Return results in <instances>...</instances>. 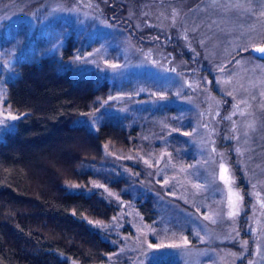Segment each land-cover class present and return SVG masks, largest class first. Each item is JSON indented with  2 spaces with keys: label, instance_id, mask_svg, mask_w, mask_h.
Segmentation results:
<instances>
[{
  "label": "rangeland",
  "instance_id": "rangeland-1",
  "mask_svg": "<svg viewBox=\"0 0 264 264\" xmlns=\"http://www.w3.org/2000/svg\"><path fill=\"white\" fill-rule=\"evenodd\" d=\"M120 1L138 27L160 29L164 44H139L107 20L102 0L0 2V31L17 39L11 26L24 23L33 41L28 53L0 49V139L16 127L3 82L16 60L58 54L68 36L80 37L77 67L113 84L85 121L95 128L118 118L137 129L128 150L106 146L108 161L87 165L94 175L83 189L100 191L117 207L111 217L93 220L117 245L106 264H264V61L237 55L264 41V0H198L190 7L183 0ZM40 36L44 47L36 42ZM217 137L233 143L250 184L245 235L243 195ZM221 163L230 184L220 179ZM150 198L152 221L138 206ZM230 203L237 212L231 218Z\"/></svg>",
  "mask_w": 264,
  "mask_h": 264
},
{
  "label": "trees",
  "instance_id": "trees-1",
  "mask_svg": "<svg viewBox=\"0 0 264 264\" xmlns=\"http://www.w3.org/2000/svg\"><path fill=\"white\" fill-rule=\"evenodd\" d=\"M196 1L183 0L186 7ZM102 2L107 20L139 44H164L160 29L137 26L126 2ZM11 27L19 37L9 39L1 28L0 49L7 53L8 48L23 47L28 53L33 41L27 36V25ZM36 42L46 46L43 36ZM80 47L81 38L71 34L58 54H24L3 80L4 106L19 118L16 127L0 139V264H106L117 249L111 235L93 223L116 214V205L100 191L83 188L94 175L87 165L107 162L106 146L128 150L137 129L118 118L95 128L85 121L112 93L113 84L95 70L77 67L74 56ZM169 48L187 56L179 47L165 45ZM238 53L255 57L249 49ZM217 140L226 148L243 195L242 230L251 210L250 184L233 143L223 144L222 137ZM138 206L147 220L155 218L152 198L139 201ZM151 264L177 263L163 259ZM238 264H245V259Z\"/></svg>",
  "mask_w": 264,
  "mask_h": 264
},
{
  "label": "snow or ice",
  "instance_id": "snow-or-ice-1",
  "mask_svg": "<svg viewBox=\"0 0 264 264\" xmlns=\"http://www.w3.org/2000/svg\"><path fill=\"white\" fill-rule=\"evenodd\" d=\"M237 7H241V5H237ZM254 51L256 52V53H259L260 54V56L258 57L259 59H264V46H260V47H256L255 49H254ZM112 67L113 68H116V67H118L117 65H112ZM221 70H223V69H221ZM230 95H231V93H229ZM262 94H264V93H262ZM242 103H243V101H242ZM237 108H239V105H237ZM245 113L244 112H241V115H244ZM12 120H16V119H18L19 117H17V116H11L10 117ZM0 123H3V121H0ZM249 127H251V125H249ZM183 135H185V136H188V135H190V133H188V132H184L183 133ZM189 167H192L191 165H189ZM219 167H220V169L222 170V174L220 175V179L221 180H223L225 183H228V184H230L231 183V178L227 175V173L229 172V168L227 167V165L226 164H224V163H221L220 165H219ZM166 183H167V181H165ZM98 187H102V186H98ZM194 187H199V185H194ZM242 199V197H237V200H241ZM230 208L232 209L231 211H229V213H228V216L231 218V217H235L236 215H237V212H236V210H235V204H233V203H230ZM205 219H211V217H209V216H205ZM89 223H91V221H89ZM97 223H99V222H97ZM172 247H179V245H172ZM249 264H252V262L251 261H249Z\"/></svg>",
  "mask_w": 264,
  "mask_h": 264
},
{
  "label": "water",
  "instance_id": "water-1",
  "mask_svg": "<svg viewBox=\"0 0 264 264\" xmlns=\"http://www.w3.org/2000/svg\"><path fill=\"white\" fill-rule=\"evenodd\" d=\"M260 46H264V41L262 42V43H260L259 45H255V46H252L249 50H250V52L255 56V57H259L260 56V54L259 53H256L255 51H254V49L256 48V47H260ZM262 60H264V59H262Z\"/></svg>",
  "mask_w": 264,
  "mask_h": 264
}]
</instances>
